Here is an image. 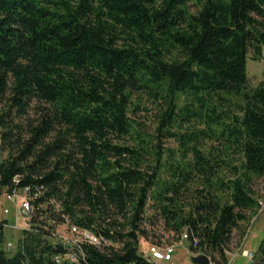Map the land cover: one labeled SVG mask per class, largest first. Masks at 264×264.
<instances>
[{
  "label": "trees",
  "instance_id": "trees-1",
  "mask_svg": "<svg viewBox=\"0 0 264 264\" xmlns=\"http://www.w3.org/2000/svg\"><path fill=\"white\" fill-rule=\"evenodd\" d=\"M249 53L264 60V0H0V191L42 187L36 204L54 196L73 223L119 245H85L89 264L171 262L138 250L155 217L227 262L264 177V82L249 85ZM143 100L177 153L126 141ZM33 222L13 251L0 222V264H55L61 248L45 219Z\"/></svg>",
  "mask_w": 264,
  "mask_h": 264
},
{
  "label": "rangeland",
  "instance_id": "rangeland-1",
  "mask_svg": "<svg viewBox=\"0 0 264 264\" xmlns=\"http://www.w3.org/2000/svg\"><path fill=\"white\" fill-rule=\"evenodd\" d=\"M246 73L250 86H256L264 82V60H253L251 53H249L246 61ZM184 100V96H181L180 102L184 103ZM129 114L134 120L136 131L132 134V137L126 140L128 144H133L137 140V135H140L149 142V148L152 152L158 149L163 150L165 154L171 151L177 153L178 143L175 138L168 137L164 133L160 134L156 130L158 118L161 114L156 103L144 101V108L138 111H134L133 108H131ZM201 140L206 149L216 144V142L209 137L202 138ZM157 144H159V147H157ZM251 189L257 200L258 206L255 207L253 212L249 215L247 222L241 224L244 228L243 235L239 234L237 231L234 232L231 242L225 250L227 262L223 264H248V259L243 256L244 251L255 253L260 240L264 236V177H254ZM16 203L18 204V202ZM16 203L8 200L4 195L0 196V222L5 224L3 227L4 243L10 242L13 245L20 236L19 228L24 223L18 213V206ZM146 214L153 218V213H151L150 210H148ZM144 227L148 235L146 239H140L139 241L142 248H145L146 243L150 240H159L163 243H176L177 246L173 259L167 264H193L191 262V257L200 254L198 251L191 249L187 242H179L173 233L166 231L162 221L158 217L151 219V221H145ZM210 264L212 263L210 262Z\"/></svg>",
  "mask_w": 264,
  "mask_h": 264
},
{
  "label": "built area",
  "instance_id": "built-area-1",
  "mask_svg": "<svg viewBox=\"0 0 264 264\" xmlns=\"http://www.w3.org/2000/svg\"><path fill=\"white\" fill-rule=\"evenodd\" d=\"M18 176L13 178L17 182ZM42 187L36 188L32 191L29 186L14 189L12 192L0 191V196L6 198L14 203L18 202V213L23 219L24 223L20 226V236L23 230H30L41 219H45L48 224V234L44 237L52 246L59 247L61 250L52 256L55 264L69 263V264H89L86 260L84 246L91 245L98 250H105L109 246L115 248L119 246L115 242H111L101 235L95 234L88 228L80 227L73 223L71 219L61 211L60 202L54 197H48L41 203L36 204L35 201L39 197ZM19 198V199H18ZM50 206L51 210L47 211ZM7 211V210H5ZM4 227V223L2 224ZM17 238L15 244L10 242L5 243V249L13 251L16 249ZM179 242H187L189 245L196 247L198 239L191 236L187 231H183L179 237ZM176 243H151L147 242L146 247L142 248L139 243V251L151 262L166 263L172 260L176 249ZM243 256L248 259V264H254V253L244 251Z\"/></svg>",
  "mask_w": 264,
  "mask_h": 264
},
{
  "label": "water",
  "instance_id": "water-1",
  "mask_svg": "<svg viewBox=\"0 0 264 264\" xmlns=\"http://www.w3.org/2000/svg\"><path fill=\"white\" fill-rule=\"evenodd\" d=\"M191 262L193 264H210L211 261L207 255L201 253V254L192 256Z\"/></svg>",
  "mask_w": 264,
  "mask_h": 264
},
{
  "label": "crops",
  "instance_id": "crops-1",
  "mask_svg": "<svg viewBox=\"0 0 264 264\" xmlns=\"http://www.w3.org/2000/svg\"><path fill=\"white\" fill-rule=\"evenodd\" d=\"M174 255V254H173ZM173 259V258H172Z\"/></svg>",
  "mask_w": 264,
  "mask_h": 264
}]
</instances>
